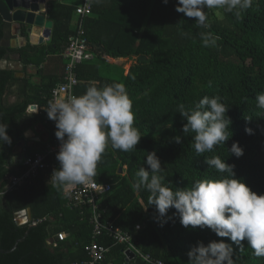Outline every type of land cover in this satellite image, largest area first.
Here are the masks:
<instances>
[{"label":"trees","instance_id":"obj_1","mask_svg":"<svg viewBox=\"0 0 264 264\" xmlns=\"http://www.w3.org/2000/svg\"><path fill=\"white\" fill-rule=\"evenodd\" d=\"M54 1L46 6L47 18L53 23L47 44H25L15 49L0 46V62L18 55L23 68L32 65L39 75L37 83H30L26 77L18 78L16 72L0 68V122L8 125L7 134L12 138L11 146L0 148V250L6 252L22 239L14 250L0 254V264H80L86 259L83 246L91 241L89 213L84 209L80 215L67 207L70 198L63 191L72 186L58 189L49 183L53 169L59 168L57 152L51 148L60 142L45 110L52 89L62 81L65 63L61 53L74 36L75 19L70 2ZM105 1L103 6L92 2L91 14L84 19L85 36L97 62L84 61L76 66L78 81L85 82L83 86L79 82L74 94L77 96L81 87L85 92L93 83L98 87L125 85L133 102L134 126L142 137L131 152L109 146L97 166L94 180L110 185L100 203L101 221L131 236L135 248L153 260L188 264L187 253L197 242H232L217 237L208 228L183 227L175 209H169L166 217L158 220L155 206H148L149 193L137 190L133 183L139 168L147 167L144 162L152 151L161 161L165 183L173 191L189 188L197 180L223 178L225 174L204 162L219 156L234 165L235 178L257 194H264V109L258 108L255 100L264 92V0H253L241 20L219 9L222 18L211 14L207 30L197 28L194 18L178 13L177 0H168L167 4L162 0ZM204 31L219 37L216 47L202 45L200 33ZM21 36L27 37L24 30ZM2 39L0 17V42ZM105 57H134L135 62L125 75L123 71L111 74ZM7 95H14L12 103L6 102ZM205 95H218L228 107L231 136L224 146L198 156L192 148L194 133L183 134L186 121L177 107L183 103L189 108ZM30 105H36V114L27 112ZM38 123L48 131V139L45 143L26 142L25 156H43L45 167L29 185L6 191V175L25 170L22 164H7L16 145L14 139ZM246 128H251L253 134H246ZM176 136L181 137L180 143L173 139ZM234 141L243 148L239 158L229 151ZM23 209H29L34 226L16 223L15 213ZM59 232L67 234L64 241L55 238ZM96 243L108 248L99 264H124L123 245L105 235L97 237ZM232 247L235 264H264V257L254 256L247 241L241 250L235 244ZM129 264L146 263L136 257Z\"/></svg>","mask_w":264,"mask_h":264},{"label":"clouds","instance_id":"obj_2","mask_svg":"<svg viewBox=\"0 0 264 264\" xmlns=\"http://www.w3.org/2000/svg\"><path fill=\"white\" fill-rule=\"evenodd\" d=\"M92 2L99 4L103 0ZM162 2L167 4L168 0ZM252 5L253 0H177L175 10L194 18L197 28L207 30L210 24L206 10L220 9L241 20ZM200 38L207 48L216 47L219 39L210 31L201 32ZM255 100L256 106L264 109V92L257 94ZM45 111L55 124L54 135L60 142L56 153L59 168L53 169L49 180L58 189L93 182L97 166L109 146L131 152L136 150L142 137L134 126L133 102L125 85L120 83L102 87L93 83L82 95L50 102ZM227 111L228 107L218 95H205L189 108L183 103L178 105L177 112L186 121L182 132L186 136L194 133L192 148L198 156L224 146L230 139L231 119L226 115ZM7 127L6 123L0 122V148L12 144ZM245 132L253 134L251 128H246ZM173 139L176 143L181 142L180 136ZM229 151L237 158L244 154L235 141ZM204 162L225 174L223 178L197 180L189 188L173 191L165 183L161 161L155 151L149 152L144 162L147 167L139 168L133 187L149 193L148 206H155L158 220L166 217L169 209H175L183 227L208 228L217 237L232 242L227 243L225 239L210 241L207 245L197 242L187 253L188 264H235L232 244L241 250L244 241L254 256L264 257V194H257L235 178L234 165L219 156Z\"/></svg>","mask_w":264,"mask_h":264},{"label":"built area","instance_id":"obj_3","mask_svg":"<svg viewBox=\"0 0 264 264\" xmlns=\"http://www.w3.org/2000/svg\"><path fill=\"white\" fill-rule=\"evenodd\" d=\"M46 4V2L44 1ZM73 6L75 19L73 21L74 36L66 48L62 51L61 57L64 60V71L62 81L58 83L51 91L50 102L63 100L69 96L75 95L74 89L79 84L76 77L75 68L78 64L84 61H89L92 58L90 46L85 36L83 28L84 19L91 14L92 0H70ZM44 4V6H45ZM32 110L34 108L29 107ZM35 111V110H34ZM59 146L52 147L51 150L59 151ZM22 165L25 170L7 179L6 191H12L20 186L29 185L36 179L41 169L45 167L44 157L37 156L33 159L23 158ZM110 185L105 183H97L95 180L85 185L72 186V188L63 191V195L70 198L67 204L69 209H76L82 215L85 209L89 213V224L91 225V241L83 246V252L86 255V260L80 264H99L105 258L108 248L100 246L96 243V238L105 235L115 244L123 245L126 251L133 253L134 258L139 257L146 264H164L161 261L153 260L149 255L142 254L132 243V238L128 234L120 231L111 223H103L101 221L100 203L103 198L109 193ZM15 221L18 225L30 224L34 226L35 221L27 218L25 211L21 210L15 213ZM136 230L139 226L135 227ZM58 241H64L66 234L59 232L55 235Z\"/></svg>","mask_w":264,"mask_h":264},{"label":"water","instance_id":"obj_4","mask_svg":"<svg viewBox=\"0 0 264 264\" xmlns=\"http://www.w3.org/2000/svg\"><path fill=\"white\" fill-rule=\"evenodd\" d=\"M44 2L39 0H0V17L3 22V39L0 42V46L6 49H15L23 47L17 40L22 35V30L25 31L27 37H23V41H27L29 44H42L44 40H47L51 36V30L53 23L49 19H46L45 15L40 14L42 11L33 9L32 6L40 5ZM33 30H41V36L37 38V33ZM11 40H15V45L12 44ZM144 57H140L143 60ZM16 143L22 141V138H15ZM15 151V150H12ZM22 162V158H18L17 164ZM7 164H12V158H8ZM120 172V170H119ZM10 175H6L5 179H8ZM27 218L30 219L29 213ZM22 239L17 240L12 248L6 252L0 250L1 253H9L14 250L17 243ZM125 264H128L130 260L134 258V255L130 251L125 252Z\"/></svg>","mask_w":264,"mask_h":264},{"label":"crops","instance_id":"obj_5","mask_svg":"<svg viewBox=\"0 0 264 264\" xmlns=\"http://www.w3.org/2000/svg\"><path fill=\"white\" fill-rule=\"evenodd\" d=\"M44 1L46 2V4L43 3V4H45L43 11H42V8H38V10L42 11V13L40 12V14L45 15L46 19H48L47 18V15H46V6H47V3L49 1H54V0H44ZM57 1L63 3V2H66L67 0H57ZM66 3H68V2H66ZM104 3L107 4V2L105 0H103V2L102 3H99V5L100 6H103V5H105ZM33 31L35 33H37L36 30H33ZM40 36H41V30L38 31L37 38H39ZM22 39H23V37L20 36L19 38H17L16 42L18 41L19 44H21L22 46H24L25 44H29L27 41L24 42ZM11 41H12V44H13V42L15 43V40H11ZM48 41H49V39L44 40L43 43L40 44V45H45V44L48 43ZM30 45H32V46H38L37 43L36 44H30ZM14 56L16 58L17 64L20 65V68L21 69H23L22 64L18 61L19 60V56L18 55H14ZM94 58H93V55H92V58L89 61H87V62L96 63L97 61H95L96 59H94ZM131 59H135V58L134 57H130V58H117V59H113V58H110V57H105L104 58V61H105V64L111 66V68H112L111 72L112 73L111 72L110 73L111 74H117V72H119L118 68H119L120 63L123 62V61H129ZM134 62H131L130 61V65L133 64ZM24 68L25 69H23V70H24V72L27 75L24 72L20 71L19 73H16L17 77L18 78H24V77H26L30 83H37L39 81L38 80L39 79L38 78L39 75L37 74L36 68L34 66H32V65H29V66L24 67ZM102 70H103V67L100 66L99 67V73H100L101 76H102V74L104 75V72H102ZM127 70H128V68L123 70L124 75L126 74ZM91 80L93 81V78ZM79 82H80L79 85L83 86V84H84L85 81H79ZM83 92L84 91H83V89L81 87V89L79 91H77V96L78 95H82ZM74 93H76V92H74ZM29 107L34 108L35 111L32 110ZM29 107L27 109V112L33 113V114H36L37 113V107H36V105H30ZM48 136H49L48 131L46 130V128L41 123H38V124L34 125L31 129H28V130L24 131L22 133V135L20 136V138H22V141L19 142V143H16L15 147L12 149V150H15V151H11V154H10L9 157H10V160L12 158V164H10L9 166H18V165L22 164V162L20 164H17L16 161L18 160V158H22L23 159V158L26 157L25 156V144H26V142L33 141V142H43V143H45L47 141V139H48ZM23 211H25L26 214L29 213V215H30L29 209H23ZM30 218H31V216H30ZM66 238H67V234H66ZM124 250H125V248H124ZM124 258H126V256H124Z\"/></svg>","mask_w":264,"mask_h":264},{"label":"rangeland","instance_id":"obj_6","mask_svg":"<svg viewBox=\"0 0 264 264\" xmlns=\"http://www.w3.org/2000/svg\"><path fill=\"white\" fill-rule=\"evenodd\" d=\"M55 1H52L51 3H54ZM66 2H70V0H67ZM210 13H208V20L212 18L211 14L216 18V19H221L222 16L220 14V10L219 9H210L209 10ZM24 43V42H23ZM130 61L131 62H134L135 59H131L129 61H123L120 63L119 65V72L123 71L124 69H127L129 68L128 66H130ZM0 68H3V69H9V70H12L16 73H19L20 71L24 72L23 69L20 68V65L17 64L16 62V58L14 55H10L9 57H7L5 60H2L0 62ZM25 73V72H24ZM26 74V73H25ZM27 75V74H26ZM17 76V75H16ZM14 95H7V99H6V102L8 103H12L14 101ZM150 136V135H149ZM152 136H154L152 134Z\"/></svg>","mask_w":264,"mask_h":264},{"label":"bare ground","instance_id":"obj_7","mask_svg":"<svg viewBox=\"0 0 264 264\" xmlns=\"http://www.w3.org/2000/svg\"><path fill=\"white\" fill-rule=\"evenodd\" d=\"M39 2H44V0H39ZM33 9L38 10V8H42V11L44 9V4H40V5H34L32 6ZM13 45H15V43L13 42Z\"/></svg>","mask_w":264,"mask_h":264}]
</instances>
